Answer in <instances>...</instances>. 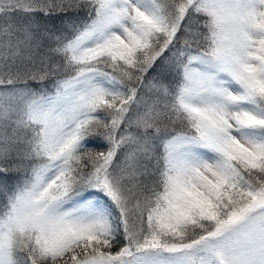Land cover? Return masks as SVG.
<instances>
[{"label":"snow or ice","instance_id":"1","mask_svg":"<svg viewBox=\"0 0 264 264\" xmlns=\"http://www.w3.org/2000/svg\"><path fill=\"white\" fill-rule=\"evenodd\" d=\"M0 264H264V0H0Z\"/></svg>","mask_w":264,"mask_h":264}]
</instances>
